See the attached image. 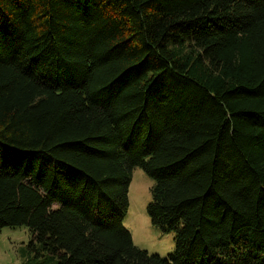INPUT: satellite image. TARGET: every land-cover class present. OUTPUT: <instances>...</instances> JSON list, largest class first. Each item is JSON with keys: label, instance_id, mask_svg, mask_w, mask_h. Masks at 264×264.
<instances>
[{"label": "trees", "instance_id": "obj_1", "mask_svg": "<svg viewBox=\"0 0 264 264\" xmlns=\"http://www.w3.org/2000/svg\"><path fill=\"white\" fill-rule=\"evenodd\" d=\"M135 166L166 257L123 225ZM5 226L33 263L264 264V0H0Z\"/></svg>", "mask_w": 264, "mask_h": 264}, {"label": "rangeland", "instance_id": "obj_2", "mask_svg": "<svg viewBox=\"0 0 264 264\" xmlns=\"http://www.w3.org/2000/svg\"><path fill=\"white\" fill-rule=\"evenodd\" d=\"M153 180L139 166L132 168L128 187V209L123 225L130 232L137 247L163 257L174 252L173 231H165L153 225L146 206L150 201ZM29 230L24 226L0 228V264H25L32 260L33 250L29 247ZM50 258H39L28 264H50ZM54 264V262L52 263Z\"/></svg>", "mask_w": 264, "mask_h": 264}]
</instances>
